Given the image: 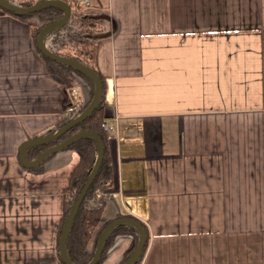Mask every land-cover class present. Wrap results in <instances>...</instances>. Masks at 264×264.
<instances>
[{"label":"crops","instance_id":"crops-1","mask_svg":"<svg viewBox=\"0 0 264 264\" xmlns=\"http://www.w3.org/2000/svg\"><path fill=\"white\" fill-rule=\"evenodd\" d=\"M86 11L100 22L112 126L101 223L148 225L141 264H264V0H94ZM37 24L0 5V264H64L79 155L65 148L37 172L21 150L91 98L83 78L74 96L49 71ZM132 238L118 234L101 264H118Z\"/></svg>","mask_w":264,"mask_h":264},{"label":"trees","instance_id":"trees-1","mask_svg":"<svg viewBox=\"0 0 264 264\" xmlns=\"http://www.w3.org/2000/svg\"><path fill=\"white\" fill-rule=\"evenodd\" d=\"M44 0H13L11 3L20 7H29ZM71 8V16L69 20L62 26L50 31L45 36V44L50 51L61 55L66 58L76 60L92 69H94L99 75L102 82V96L98 106L82 123L74 125L66 133H64L57 140L52 142L37 144L31 146L27 151V158L29 160L36 159L46 149L63 142L70 136L82 132L92 131L100 135L104 143V158L97 177L89 188L83 203L77 213L75 221L69 231L66 241V248L68 255L74 264H89L94 257L98 241L103 229L109 224V222L101 223L104 209L105 199L99 195L98 191H104L112 176V166L107 151V141L109 138L108 132L104 129L103 124L105 119V93H106V78L100 72L98 68V53L99 42L95 38L96 32L101 28L100 22L93 16H89L87 9L83 8L76 0H64ZM6 10V9H5ZM15 16L28 20L29 17H35L38 20V24L31 27L32 37L40 55L46 60L48 69L51 73L61 77L66 85L70 88L73 86L75 77L79 76L86 80L91 86V98L92 100L95 92V82L87 74L73 68L72 66L60 63L46 57L38 48V36L40 31L48 24L61 19L65 13L64 9L59 6H44L29 14H20L13 11L6 10ZM72 91V90H71ZM89 101V103H90ZM88 103V104H89ZM77 104V103H76ZM79 107V110L72 117H64L57 125L56 128L47 130L44 135H51L57 132L60 128L68 124L71 120L80 115L88 106ZM67 148L74 149L79 155V161L71 172L69 185L66 189V196L64 200L63 216L61 220V226L59 230V238L57 250L60 254L59 239L65 224L68 220L70 212L82 191L86 180L88 179L96 159L98 157V143L92 137L84 136L80 137L72 142ZM54 154L48 156L42 163L29 169L41 172L44 163L48 158ZM93 202L95 205H93ZM130 217L141 222L146 231V241L142 252L139 257L133 262V264H141L147 248L150 243V233L148 225L135 217L130 215L121 214L118 218ZM118 234L132 235V242L127 248L123 259L118 264H124L130 255L135 250L139 241L138 230L129 224H121L116 226L106 239L101 257L97 264H101L107 257L108 251L113 244L115 237ZM94 238V246L89 249V244ZM63 260V259H62ZM63 263L66 264L63 260Z\"/></svg>","mask_w":264,"mask_h":264},{"label":"water","instance_id":"water-1","mask_svg":"<svg viewBox=\"0 0 264 264\" xmlns=\"http://www.w3.org/2000/svg\"><path fill=\"white\" fill-rule=\"evenodd\" d=\"M0 5L9 11H13L16 13H20V14H29V13H33L36 10L40 9L41 7L44 6H59L62 7L65 11L63 17L55 22H52L48 25H46L41 31L40 34L38 36V48L40 49V51L48 58L58 61L60 63L72 66L73 68L87 74L88 76H90L94 82H95V92H94V96L92 98V100L90 101V103L88 104V106L86 107V109L80 114L78 115L76 118H74L73 120H71L68 124H66L65 126H63L62 128H60L57 132L45 136V137H40V138H35V139H31L28 142H26L21 150V160L23 162L24 165L28 166V167H34L39 165L40 163H42L48 156L55 154L65 148H67L72 142H74L75 140H77L80 137H84V136H88V137H92L96 140V142L98 143V157L96 159L95 165L88 177V179L86 180L84 187L82 189V191L80 192L71 212L70 215L68 217V220L65 224V227L62 231V234L60 236L59 239V244H60V253L62 256V259L64 260V262L66 264H74L72 262V260L70 259L68 252H67V248H66V241H67V236L69 234V231L75 221V218L77 216V213L80 209L81 204L83 203V200L89 190V188L91 187L92 183L94 182L95 178L97 177L99 170L101 168L102 162H103V158H104V143L102 138L100 137V135H98L95 132L92 131H82L79 133H76L72 136H70L69 138L65 139L63 142L54 145L48 149H46L44 152H42L36 159L34 160H29L26 156L28 149L33 146V145H37V144H43V143H48V142H52L54 140H57L59 137H61L64 133H66L71 127H73L74 125H77L79 123H82L89 115L92 114V112L96 109V107L99 104V101L101 99L102 96V82L101 79L99 77V75L97 74V72L70 58H66L63 57L61 55H58L56 53H53L52 51H50L48 49V47L45 44V36L48 32L53 31L54 29L62 26L64 23H66L70 16H71V8L69 6V4L64 1V0H44L41 1L37 4H34L32 6L29 7H20L17 5L12 4L9 0H0ZM121 224H129L134 226L138 232H139V241L138 244L135 248V250L133 251V253L130 255V257L127 259V261L124 264H133V262L139 257L140 253L142 252L144 245H145V241H146V231L144 226L141 224L140 221L134 219V218H130V217H121V218H117L115 220H113L112 222H110L102 231L99 241H98V245L94 254L93 259L91 260V262L89 264H97L100 257H101V253H102V249L104 246V243L106 241V239L108 238L110 232L118 225Z\"/></svg>","mask_w":264,"mask_h":264},{"label":"built area","instance_id":"built-area-1","mask_svg":"<svg viewBox=\"0 0 264 264\" xmlns=\"http://www.w3.org/2000/svg\"><path fill=\"white\" fill-rule=\"evenodd\" d=\"M76 1L85 9H89L93 5V2H94V0H76ZM80 79H81V77H79V76L75 77V81L73 83L74 85L72 87V93L74 96L76 95L77 90L81 88V86L79 84ZM78 110H79L78 103L76 104L74 102H71L70 105L67 107L64 115L67 118L72 117L73 115H75V113ZM103 127L108 133H111L112 126L107 121L104 122Z\"/></svg>","mask_w":264,"mask_h":264}]
</instances>
